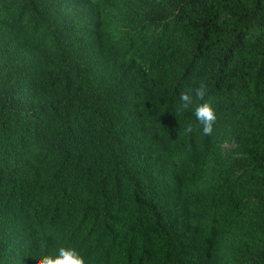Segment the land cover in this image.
I'll list each match as a JSON object with an SVG mask.
<instances>
[{"label": "trees", "instance_id": "1", "mask_svg": "<svg viewBox=\"0 0 264 264\" xmlns=\"http://www.w3.org/2000/svg\"><path fill=\"white\" fill-rule=\"evenodd\" d=\"M61 247L264 264V0H0V264Z\"/></svg>", "mask_w": 264, "mask_h": 264}, {"label": "clouds", "instance_id": "2", "mask_svg": "<svg viewBox=\"0 0 264 264\" xmlns=\"http://www.w3.org/2000/svg\"><path fill=\"white\" fill-rule=\"evenodd\" d=\"M206 95L207 86L203 83L199 87L182 91L180 93L181 110H187L195 104L194 115L203 126V133L212 135L217 121L216 111L211 102L197 103V101H204ZM184 131L185 133H191L193 128L189 125ZM38 264H88V262L77 250L61 247L57 256L44 255L38 259Z\"/></svg>", "mask_w": 264, "mask_h": 264}]
</instances>
